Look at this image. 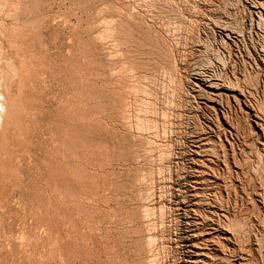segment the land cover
<instances>
[{
	"label": "rangeland",
	"instance_id": "obj_1",
	"mask_svg": "<svg viewBox=\"0 0 264 264\" xmlns=\"http://www.w3.org/2000/svg\"><path fill=\"white\" fill-rule=\"evenodd\" d=\"M263 4L0 0V264H175L211 222L205 264H264Z\"/></svg>",
	"mask_w": 264,
	"mask_h": 264
},
{
	"label": "bare ground",
	"instance_id": "obj_2",
	"mask_svg": "<svg viewBox=\"0 0 264 264\" xmlns=\"http://www.w3.org/2000/svg\"><path fill=\"white\" fill-rule=\"evenodd\" d=\"M183 3V2H182ZM166 4V3H165ZM264 5V4H263ZM175 6V5H174ZM261 6V5H260ZM262 7V6H261ZM155 11V10H154ZM261 14V13H260ZM263 15V14H262ZM262 17V16H261ZM260 18V17H259ZM263 19V18H262ZM259 20H261V18L259 19ZM262 22H263V20H262ZM219 23V22H218ZM104 24V23H103ZM105 26V25H104ZM109 26V25H108ZM222 26H224V25H222ZM221 26V27H222ZM110 27V26H109ZM229 27V26H228ZM224 29V27L222 28V30ZM224 30H226V28L224 29ZM237 31V30H236ZM112 32V31H111ZM115 32V31H114ZM221 32V31H220ZM226 32H227V30H226ZM116 33V32H115ZM236 34V33H235ZM106 36V35H105ZM101 42V41H100ZM105 42V41H104ZM200 46V45H199ZM190 47V46H189ZM108 52V51H107ZM170 56V55H169ZM198 62V61H197ZM225 64V63H224ZM209 67V66H208ZM233 67V66H232ZM235 67V66H234ZM234 67H233V70L232 71H234ZM226 68V67H225ZM207 69H209V68H207ZM195 70V69H194ZM204 70V69H203ZM206 70V69H205ZM204 70V71H205ZM223 70V69H222ZM198 71V70H197ZM201 71V70H200ZM193 72H195V71H193ZM207 73V72H206ZM224 73H226V72H224ZM235 73V72H234ZM200 74V73H199ZM223 74V73H222ZM170 75V74H169ZM191 76V75H190ZM197 76V75H196ZM202 76V75H201ZM217 76V75H216ZM230 76V75H229ZM193 77V76H192ZM205 77V76H204ZM204 77L202 78V79H204ZM207 77V76H206ZM208 77H210V76H208ZM234 79H235V77L234 76H232ZM136 78V77H135ZM200 78V77H199ZM216 78V77H215ZM218 78H219V80H222L220 77H219V75H218ZM229 78V77H228ZM195 79V78H194ZM217 79V78H216ZM226 79V78H225ZM237 79V78H236ZM198 80H201V79H198ZM197 80V81H198ZM215 80V79H214ZM219 80H217V81H219ZM229 80H230V78H229ZM239 80V79H238ZM208 81H211V80H208ZM224 81V80H223ZM226 81H227V79H226ZM234 81V80H233ZM237 81V80H236ZM191 82V81H190ZM199 82V81H198ZM254 82V81H253ZM258 82V81H257ZM188 83V82H187ZM207 83L208 82H204L203 81V83H202V85H206L205 87L208 89V91L207 92H204L203 94L204 95H206L204 98H206V101H208L209 103L210 102H212V103H214V105H208V104H206L207 106L206 107H208L209 109H212L213 111H214V113H215V111H216V104L218 103V105L222 102V100L225 98V100H227L229 97H232L233 98V95H229V94H227V93H223L222 91H221V87L224 85V84H218V83H211V84H209V85H207ZM231 83H232V81H231ZM230 82H228V85L227 86H225L226 88H228V90L229 89H235V88H237V85L236 84H231ZM235 83V82H234ZM238 83V82H237ZM197 84V83H196ZM189 85V84H188ZM190 86V85H189ZM188 86V87H189ZM192 86V85H191ZM199 86V85H198ZM194 87V86H193ZM224 87V86H223ZM232 87H235V88H232ZM225 88V89H226ZM199 89L201 90V88L199 87ZM187 90V89H186ZM236 90H238V89H236ZM135 91H136V89H135ZM189 90H187V92H188ZM194 92H195V88H194V90H193ZM204 91V90H203ZM235 91V90H234ZM238 91H240V90H238ZM196 92L199 94V91L198 90H196ZM236 92V91H235ZM242 92V91H241ZM185 93V92H184ZM242 93H244V92H242ZM187 94V93H186ZM185 94V95H186ZM190 94V93H189ZM188 94V96H189V98H191V96ZM202 94V93H201ZM247 93H245V95H246ZM252 93H250V95H251ZM203 95V96H204ZM239 95H240V92H239ZM194 96V95H193ZM244 96V95H243ZM247 96V95H246ZM246 96H245V98H246ZM235 97V96H234ZM250 97V96H249ZM193 98V97H192ZM250 98H252V97H250ZM202 99V98H201ZM235 98H233V100H234ZM253 99V98H252ZM195 100V99H194ZM240 100V99H239ZM250 100V99H249ZM5 101V100H4ZM196 101V100H195ZM235 101V100H234ZM236 101H238V100H236ZM253 101V100H252ZM200 102V101H199ZM204 102V101H203ZM229 102H230V100H229ZM251 102V101H250ZM196 103V102H195ZM201 103V102H200ZM225 103H226V101H225ZM245 103H246V101H245ZM244 103V104H245ZM258 103V102H257ZM205 104V103H204ZM221 104H223V103H221ZM230 104V103H229ZM233 104V103H232ZM239 104V103H238ZM237 104V105H238ZM197 105V104H196ZM226 105V104H225ZM245 105H247V104H245ZM199 107H200V104L198 105ZM229 106V105H228ZM250 106H252V105H250ZM222 107V106H221ZM232 107V106H231ZM201 108V107H200ZM204 108V107H203ZM208 108H206V109H208ZM229 108V107H228ZM235 108V107H234ZM239 108V107H238ZM248 108H250V107H248ZM253 108H254V105H253ZM252 108V109H253ZM224 109V108H223ZM233 110V108H230V110ZM220 110V109H219ZM231 110V111H232ZM240 110L242 111V109L240 108ZM240 110H239V112H240ZM258 110V109H257ZM218 112V111H217ZM217 112H216V116H217ZM227 113H228V111H226ZM242 112H244V111H242ZM256 112V111H255ZM221 113H223V111L221 112ZM233 113V112H232ZM238 113V112H237ZM241 113V112H240ZM249 113V112H248ZM257 113V112H256ZM260 113V112H259ZM219 114V113H218ZM224 114V113H223ZM231 114V113H230ZM232 115V114H231ZM245 115H246V113H245ZM247 115H249V114H247ZM213 116V115H212ZM233 116V115H232ZM244 116V115H243ZM257 116H259V115H257ZM165 117V116H164ZM218 117V122H220V121H224V123H228V117L227 116H225V114H224V116L222 115L221 117H220V121H219V116H217ZM216 117V118H217ZM211 119V118H210ZM232 119H233V117H232ZM232 119H231V121H232ZM235 119V118H234ZM237 119V118H236ZM238 119H240V118H238ZM237 119V120H238ZM247 119V118H246ZM259 119V118H258ZM212 120V119H211ZM245 120V118L243 119V121ZM247 121V120H246ZM256 121V120H255ZM150 122V121H149ZM230 122V121H229ZM233 122V121H232ZM4 123V122H3ZM214 123V122H213ZM212 123V124H213ZM237 123V122H236ZM243 123H245V122H243ZM252 123V122H251ZM256 123V122H255ZM211 124V123H210ZM233 124V123H232ZM218 125H220V123L218 124ZM239 125V124H238ZM242 125V124H241ZM240 125V126H241ZM246 125V124H245ZM244 125V126H245ZM260 125V124H259ZM234 126V125H233ZM249 126H250V124H249ZM237 127V126H236ZM243 127V126H242ZM252 127V126H251ZM150 128V127H149ZM157 128V127H156ZM138 129V128H137ZM223 129H224V127H223ZM232 129H233V127H232ZM240 129V128H239ZM252 129V128H251ZM251 129H250V132H251ZM261 129H262V127H261ZM264 129V128H263ZM150 130V129H149ZM235 130V129H234ZM219 131L220 130H218L217 131V133H218V135H219ZM237 131V130H236ZM152 132V131H151ZM164 132V131H163ZM211 133H213V131H211ZM257 133V132H256ZM264 133V132H263ZM210 134V133H209ZM231 135L232 133H231V131H229V129H226V130H224L223 131V135L224 136H226V135ZM258 134V133H257ZM254 135V134H253ZM213 136V135H212ZM232 136H233V134H232ZM255 136V135H254ZM258 136V135H257ZM209 137V136H208ZM215 137V136H214ZM220 137V136H219ZM251 137V136H250ZM205 138V137H204ZM261 138V137H260ZM221 139V138H220ZM233 139V138H232ZM239 139V138H238ZM212 140V139H211ZM226 140H227V138H226ZM199 142V141H198ZM197 142V143H198ZM231 142V141H230ZM246 142V141H245ZM258 142H259V140H258ZM205 144H207V143H205ZM252 144V143H251ZM263 144H264V142H262V144L260 143V145H262L263 146ZM141 145V144H140ZM145 145V144H144ZM204 145V144H203ZM162 146V145H161ZM222 146V145H221ZM201 146H199L198 148H196V150H194L193 151V153H194V156H196V157H198V158H202L203 156L201 155V154H203L205 151H203L202 150V148H200ZM224 147V146H223ZM234 147V146H233ZM149 148V147H148ZM206 148V147H205ZM222 148V147H221ZM225 148L226 147H224V150H225ZM230 148H231V146H230ZM212 149V148H211ZM210 149V150H211ZM223 149V148H222ZM228 149V148H227ZM226 149V150H227ZM209 150V149H208ZM260 150V149H259ZM262 150V149H261ZM264 150V149H263ZM156 151V150H155ZM211 151H213V149L211 150ZM221 151V150H220ZM223 151V150H222ZM229 151V150H228ZM233 151V150H232ZM258 151V150H257ZM216 152V151H215ZM214 152V153H215ZM243 152H244V150H243ZM218 152H216V154H217ZM223 154H224V152H222ZM229 153V152H228ZM227 153V154H228ZM206 154V153H205ZM212 154V153H211ZM210 154V155H211ZM215 154V155H216ZM232 154V153H231ZM263 154V153H262ZM163 155V154H162ZM219 155V154H218ZM218 155H216V156H218ZM225 155V154H224ZM261 155V154H260ZM209 156V155H208ZM215 156V157H216ZM227 156V155H226ZM230 156V155H229ZM163 157V156H162ZM214 157V158H215ZM224 157V156H223ZM237 157V156H236ZM235 157V155H234V158L232 157V159H235L236 158ZM218 158H220V156L218 157ZM217 158V159H218ZM160 159V158H159ZM208 159V158H207ZM226 159H227V157H226ZM229 160V159H228ZM236 160V159H235ZM162 161H164V160H162ZM181 161V160H180ZM189 161V160H188ZM224 161H226L225 159H224ZM239 161V160H238ZM238 161H235L236 163H238ZM252 161V160H251ZM258 161V160H257ZM256 161V162H257ZM147 162V161H146ZM197 164L195 165L196 166V168H198V167H207V163L209 162V164H211V163H213L214 161H212L211 162V160L209 161V160H206V161H202V160H198L197 159ZM206 162V163H205ZM234 162V163H235ZM183 163V162H182ZM191 163V162H190ZM193 163V162H192ZM222 163H223V161H222ZM225 163V162H224ZM240 163V162H239ZM238 163V164H239ZM162 164V163H161ZM159 165H160V163H159ZM184 165V164H183ZM224 165V164H223ZM235 165V164H234ZM240 165V164H239ZM217 167H219L218 165H216ZM224 166H228V162L226 163V165H224ZM241 166V165H240ZM246 166V165H245ZM215 167V166H214ZM235 167H236V165H235ZM238 167V166H237ZM163 168V167H162ZM210 168H213V167H211L210 166ZM260 168V167H259ZM188 169V168H187ZM207 169V168H206ZM208 169H209V167H208ZM214 169V168H213ZM218 169V168H217ZM222 169V168H221ZM241 169V168H240ZM240 169H238V170H240ZM159 170V169H158ZM179 170V169H178ZM191 170V169H190ZM195 170H197V169H195ZM212 170V169H211ZM226 170H227V168H226ZM192 171V170H191ZM190 171V172H191ZM199 171V170H198ZM202 171V170H201ZM214 171V170H213ZM185 172V171H184ZM209 172V171H208ZM221 172V171H220ZM154 173V172H153ZM197 173V172H196ZM204 173V172H203ZM203 173H202V175H203ZM218 173V172H217ZM230 173V172H229ZM159 174V173H158ZM205 174H207V173H205ZM214 174V173H213ZM228 174V173H227ZM237 174H238V172H237ZM150 175V174H149ZM155 175V174H154ZM153 175V176H154ZM215 175V174H214ZM218 175H221V174H218ZM224 175V174H223ZM147 176V175H146ZM205 176V175H204ZM209 176V175H208ZM152 177V176H151ZM195 177V176H194ZM202 177V176H201ZM211 177V176H210ZM218 177V176H217ZM157 178V177H156ZM193 178V177H192ZM220 178V177H219ZM142 179V178H141ZM145 179V178H144ZM162 179V178H161ZM196 179V178H195ZM208 179V178H207ZM218 179V178H217ZM173 180V179H172ZM185 180V179H184ZM219 180V179H218ZM151 181V180H150ZM154 181H155V179H154ZM153 181V182H154ZM210 181V180H209ZM235 181V180H234ZM180 182V181H179ZM204 182V181H203ZM203 182H202V186H203ZM164 183V182H163ZM196 183V182H195ZM198 183H200V182H198ZM197 183V184H198ZM178 184V183H177ZM187 183H185V185H186ZM193 184H194V182H193ZM201 184V183H200ZM212 184H213V182H212ZM153 185V184H152ZM154 185H156V184H154ZM169 185V184H168ZM219 185H221V184H219ZM179 186V185H178ZM192 186V185H191ZM206 186H208V185H206ZM218 186V185H217ZM172 187V186H171ZM194 187V186H193ZM221 187V186H220ZM151 188V187H150ZM185 188H187V187H184V189ZM195 188V187H194ZM204 188V187H203ZM148 189V188H147ZM167 189V188H166ZM209 189V188H208ZM217 189V188H216ZM181 190V189H180ZM191 190V189H190ZM194 190H196V189H194ZM202 190V189H201ZM206 190V189H205ZM210 190V189H209ZM208 190V191H209ZM215 190V189H214ZM154 191V190H153ZM177 191V190H176ZM186 191V190H185ZM150 192H152L151 190H150ZM149 192V194H151ZM205 192V191H204ZM204 192H203V194H204ZM211 192V191H210ZM180 194V193H179ZM202 194V195H203ZM215 194V193H214ZM229 194V193H228ZM152 195V194H151ZM187 195V194H186ZM205 195V194H204ZM160 196V195H159ZM165 196V195H164ZM170 196V195H169ZM179 196V195H178ZM181 196V195H180ZM179 196V197H180ZM190 196V195H189ZM218 195H216V197H217ZM151 197H153V196H151ZM163 197V196H162ZM167 197V196H166ZM173 197V196H172ZM193 197V205H194V207L195 208H197V207H199L198 205H200V204H203V199H201L200 197V195H198V193H196L195 192V194L192 196ZM206 197V196H205ZM211 197V196H210ZM214 197H215V195H214ZM215 197V198H216ZM149 198V197H148ZM161 198V197H160ZM187 198V197H186ZM204 198V197H203ZM212 198V197H211ZM222 198V197H221ZM151 199V198H150ZM154 199V198H153ZM177 199H179V198H177ZM182 199H184V198H181V200ZM217 199V198H216ZM224 199V198H223ZM222 199V200H223ZM196 200L198 201L197 203H196ZM205 200V199H204ZM210 200V199H209ZM149 201V200H148ZM183 202H184V200H182ZM213 201V200H212ZM219 201V200H218ZM183 202H180V206L182 205V204H184ZM214 202V201H213ZM171 203V202H170ZM169 203V204H170ZM174 203V202H173ZM178 203V202H177ZM185 203H188L187 201L185 202ZM199 203V204H198ZM205 203H206V205H208V206H210V203H209V201L208 200H205ZM228 203V202H227ZM252 203V202H251ZM149 204V203H148ZM153 204V203H152ZM151 204V205H152ZM163 204H164V202H163ZM220 204H221V202H220ZM264 204V203H263ZM165 205V204H164ZM174 205V204H173ZM186 205V204H185ZM153 206V205H152ZM178 206V205H177ZM179 206V207H180ZM220 206V205H219ZM223 206V205H222ZM229 206V205H228ZM150 207V206H149ZM162 207V206H161ZM166 207V206H165ZM178 207V208H179ZM203 207V206H202ZM213 207H216L215 205L213 206ZM153 208V207H152ZM163 208V207H162ZM170 208V207H169ZM174 208V207H173ZM201 208V207H200ZM223 208V207H222ZM188 209V208H187ZM150 211H152V209H151V207H150V209H149ZM191 210V209H190ZM197 210H198V208H197ZM210 210V209H209ZM223 210H225V209H223ZM147 210H145V212H146ZM150 211H148V213L150 212ZM171 211V210H170ZM179 211V210H178ZM196 211V210H195ZM194 211V212H195ZM199 211H200V209H199ZM203 211V210H202ZM206 211V210H205ZM153 212V211H152ZM190 212V211H189ZM188 212V213H189ZM212 212V211H211ZM227 212H228V210H227ZM226 212V213H227ZM147 213V212H146ZM155 213V212H154ZM153 213V214H154ZM166 213V212H165ZM193 213V212H192ZM191 213V214H192ZM196 213V212H195ZM216 213V212H215ZM229 213V212H228ZM172 214V213H171ZM186 214V213H185ZM204 214V213H203ZM141 215V214H140ZM162 215L163 214H161V217H162ZM218 215V214H217ZM221 215V214H220ZM223 215V214H222ZM148 216H150V215H148ZM155 216V215H154ZM153 216V217H154ZM164 216V215H163ZM178 216V215H177ZM190 216V215H189ZM198 216V215H197ZM199 216H200V218L202 217V215H201V212H200V214H199ZM224 216V215H223ZM226 216V215H225ZM146 217V216H145ZM165 217V216H164ZM170 217V216H169ZM217 217V216H216ZM257 217V216H256ZM148 218V217H147ZM182 218V217H181ZM192 218V217H191ZM149 219H151L150 217H149ZM154 219H155V217H154ZM162 219V218H161ZM186 219V218H185ZM211 219H212V217H211ZM216 219V218H215ZM219 219V218H218ZM221 219V218H220ZM226 220H227V217L225 218ZM179 220V219H178ZM178 220H177V222H178ZM195 223H193V224H196V225H199L200 223H199V219H196V217H195ZM205 220V219H204ZM207 220V219H206ZM205 220V221H206ZM222 220V219H221ZM220 220V221H221ZM149 221V220H148ZM147 221V222H148ZM156 221V220H155ZM201 221V220H200ZM205 221H203V222H205ZM208 221L209 222H211V220L208 218ZM182 222V221H181ZM202 221H201V224L203 223ZM217 222V221H216ZM222 222V221H221ZM223 222H224V220H223ZM230 222V221H229ZM155 223V222H154ZM190 223V222H189ZM215 223V222H214ZM212 224V222L210 223V224H206L207 226V228H206V232H205V234H203L204 235V237H211L213 234H220V235H222V236H224L225 235V233L224 232H222L221 231V229L219 228V226H217V227H215V224ZM153 224V223H152ZM156 224V223H155ZM178 224V223H177ZM185 224V223H184ZM192 224V223H191ZM192 224V225H193ZM223 224V223H222ZM224 224H226V223H224ZM224 224H223V226H224ZM237 224V223H236ZM176 225V224H175ZM181 224L179 223V226H180ZM190 225V224H189ZM233 225V224H232ZM231 225V226H232ZM240 225V224H239ZM239 225H238V227H239ZM220 226H221V224H220ZM147 227V226H146ZM162 227H164V226H162ZM181 227V226H180ZM194 227V226H193ZM230 227V226H229ZM233 227V226H232ZM235 227V226H234ZM243 227V226H242ZM161 228V227H160ZM190 228V227H189ZM195 228V227H194ZM198 228V227H197ZM205 228V227H204ZM224 228V227H223ZM231 228V227H230ZM230 228H228V229H230ZM153 229V228H152ZM237 229H239V228H237ZM181 230V229H180ZM197 230V229H196ZM224 230V229H223ZM163 231V230H162ZM190 231V230H189ZM188 231V232H189ZM193 231V230H192ZM191 231V232H192ZM226 231H228V230H226ZM235 231V230H234ZM234 231H232L233 233H236V232H234ZM237 231V230H236ZM185 232V231H184ZM241 232V231H240ZM258 232V231H257ZM151 233V232H150ZM175 233V232H174ZM180 233V232H179ZM204 233V232H203ZM230 233H231V230H230ZM232 234V233H231ZM237 234V233H236ZM235 234V235H236ZM261 234V233H260ZM175 235H176V233H175ZM203 235H197V234H192L191 236H186V237H183L182 238V247L185 249V251H184V253H183V255H182V258H180L175 264H205V258L207 257V254H206V252H205V250H206V248H207V243H208V241L210 240H208V239H203ZM262 235H264V234H262ZM174 236V235H173ZM233 236V235H232ZM239 236V235H238ZM257 236V235H256ZM149 237V236H148ZM153 237V236H152ZM165 237V236H164ZM178 237H179V235H178ZM237 237V236H236ZM236 237H234V239L236 238ZM143 238V237H142ZM155 237H153L152 238V240H154V241H156L155 239H154ZM180 238V237H179ZM256 238V237H255ZM260 238V237H259ZM148 239H150L151 240V238H147V240ZM150 240H148V241H150ZM150 241V242H152L153 243V241ZM167 240H168V238H167ZM171 240V239H170ZM199 240H201L202 241V244L201 243H199ZM229 240V239H228ZM211 241H212V239H211ZM214 242H215V240H213ZM212 241V242H213ZM240 241V240H239ZM261 241V240H260ZM147 242V241H146ZM174 242V241H173ZM180 242V241H179ZM178 242V243H179ZM213 242V243H214ZM232 242V241H231ZM263 242V241H262ZM152 243H148L147 245H151ZM172 243V242H171ZM217 243V242H216ZM235 243V242H234ZM237 243V242H236ZM155 244V243H154ZM224 244H225V242H224ZM146 245V246H147ZM149 245V246H150ZM170 245V244H169ZM171 245H173V244H171ZM215 245H217V244H215ZM246 245V244H245ZM145 246V247H146ZM178 246V245H177ZM210 246V245H209ZM226 246H227V244H226ZM239 246V245H238ZM242 246V245H241ZM150 247H152V245L150 246ZM165 247V246H164ZM167 247H170V246H167ZM166 247V248H167ZM180 247V246H179ZM235 247V246H234ZM153 248V247H152ZM159 248V247H158ZM172 248V247H171ZM215 248V247H214ZM145 249V248H144ZM151 249V248H150ZM154 249V248H153ZM170 249V248H169ZM234 249V248H233ZM147 250H149V248L147 249ZM146 250V251H147ZM171 250H173V249H171ZM224 250H226V249H224ZM150 251V250H149ZM149 251H147V254H148V252ZM153 251V250H152ZM175 251V250H174ZM177 251H178V249H177ZM208 251V250H207ZM223 251V250H222ZM228 251V250H227ZM236 251V250H235ZM239 251H242L241 249L239 250ZM249 251V250H248ZM251 251V250H250ZM249 251V252H250ZM264 251V250H263ZM243 252H245V251H242L241 253L243 254ZM247 252V251H246ZM156 253L157 252H155V254L154 255H156ZM180 253V252H179ZM223 253H224V251H223ZM146 254V253H145ZM150 254H151V252L149 253V256H150ZM152 254H153V252H152ZM236 254H238V253H236ZM169 256V258H170V254H168ZM235 255V254H234ZM245 255H248V254H246L245 253ZM149 256H148V258H149ZM161 256V255H160ZM173 256H174V253H173ZM177 256V255H176ZM179 256V255H178ZM209 256V255H208ZM217 256V255H216ZM216 256H214V257H216ZM238 256H240V255H238ZM249 256V255H248ZM145 258H146V256H144ZM143 256H142V258H144ZM158 257H159V254H158ZM157 257V258H158ZM163 257H164V255H163ZM166 257V256H165ZM211 257V256H210ZM211 258V259H215V258ZM237 257V256H236ZM253 257V256H252ZM168 258V259H169ZM220 258V257H219ZM242 258V257H241ZM250 258V257H249ZM159 259V258H158ZM222 259V258H221ZM227 259V258H226ZM245 258L243 257V260H244ZM252 259V258H251ZM140 260V259H139ZM155 260V259H154ZM167 260V259H166ZM217 260V259H216ZM220 260V259H219ZM225 260V259H224ZM158 261V260H157ZM160 261H162V260H160ZM173 261H174V259H173ZM176 261V260H175ZM218 261V260H217ZM232 261V260H231ZM245 261V260H244ZM164 262H165V260H164ZM206 262H208V261H206ZM216 262V261H215ZM230 262V261H229ZM249 262V261H248ZM253 262V261H252ZM147 263V262H146ZM146 263H144V264H146ZM158 263V262H157ZM156 263V264H157ZM160 263V262H159ZM221 263V262H220ZM223 263V262H222ZM227 263V262H226ZM231 264H232V262H230ZM240 263V262H239ZM246 263V262H245ZM136 264V263H135ZM148 264V263H147ZM161 264V263H160ZM164 264V263H163ZM170 264V263H169ZM172 264V263H171ZM173 264H174V262H173ZM207 264H209V263H207ZM212 264V263H211ZM218 264H219V262H218ZM248 264V263H247Z\"/></svg>",
	"mask_w": 264,
	"mask_h": 264
}]
</instances>
